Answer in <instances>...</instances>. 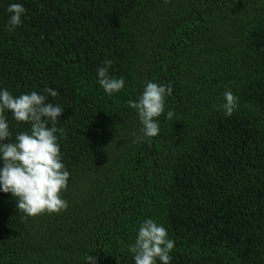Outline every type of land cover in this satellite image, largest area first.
<instances>
[{"label": "trees", "instance_id": "obj_1", "mask_svg": "<svg viewBox=\"0 0 264 264\" xmlns=\"http://www.w3.org/2000/svg\"><path fill=\"white\" fill-rule=\"evenodd\" d=\"M9 2L0 87L56 89L70 176L57 213L22 218L0 193V264H133L146 217L175 241L171 264H264V0H16L11 32ZM105 58L125 79L111 96L95 79ZM146 80L171 89L172 116L142 140L127 101ZM227 89L231 116L214 108ZM6 116L13 136L27 129Z\"/></svg>", "mask_w": 264, "mask_h": 264}, {"label": "clouds", "instance_id": "obj_2", "mask_svg": "<svg viewBox=\"0 0 264 264\" xmlns=\"http://www.w3.org/2000/svg\"><path fill=\"white\" fill-rule=\"evenodd\" d=\"M4 10L8 14L5 27L9 32L14 31L23 23L26 9L22 3L10 0ZM112 64V59L105 58L95 68L96 83L109 96L125 87L123 76L109 74ZM170 92L165 84L146 80L140 94L127 101L137 115L139 139L156 137L160 132L161 114L172 116L170 110L165 112V98ZM57 96L56 89L48 86L39 92L28 90L17 95L0 87V193L11 194L17 211L23 213L22 218L57 213L68 207L61 193L66 190L70 173L62 161L58 143L57 134L63 129L56 127L64 107L48 102L49 97ZM214 108L231 116L238 108L237 96L231 89L225 90L222 101ZM6 113H10L18 125L26 124L27 129L13 136ZM126 247L133 264H171L170 253L175 241L163 224L146 217L136 227L133 242ZM89 261L96 264V257L88 255L86 262Z\"/></svg>", "mask_w": 264, "mask_h": 264}]
</instances>
